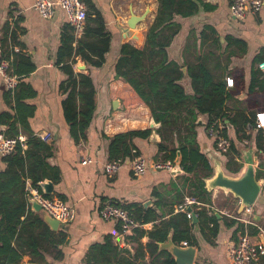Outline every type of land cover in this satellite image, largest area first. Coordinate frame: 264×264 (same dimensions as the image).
<instances>
[{
	"label": "crops",
	"instance_id": "1",
	"mask_svg": "<svg viewBox=\"0 0 264 264\" xmlns=\"http://www.w3.org/2000/svg\"><path fill=\"white\" fill-rule=\"evenodd\" d=\"M83 1L89 17L95 18V11L102 14L111 34V42L103 65L89 66L80 58L72 64L75 74L92 78L96 91V108L91 123L85 136L75 139L65 115L68 92L63 86L68 75L63 65L57 62L63 30L71 26L66 13L56 7L53 16L46 19L34 7V0H0V60L10 62V73L19 80L15 93L6 90L4 84L0 85V133L10 136L23 134L26 140L32 136L41 138L40 135L47 133L52 136L50 141H46L52 151L48 161L58 171L59 177H48L41 182V186L46 195L62 197L75 209L74 218L60 223L58 228L66 235L62 244L43 250L44 257L25 253L17 264H150L151 256L146 248L149 237L147 233L139 236L136 229L147 232L181 211L179 206L185 203L191 191L186 179L195 176L180 166V156L171 170L149 169L140 176L131 171L129 158L113 176L106 174L104 165L109 161L111 137L130 130H155L150 127L152 114L149 106L126 81L116 77L115 64L123 43H131L138 48L145 46L159 2ZM188 1L196 7H192L189 15H175L174 21L178 23L179 31L167 48L169 57L183 67L186 76L182 84L186 91L194 93L187 74L188 67L203 62L216 80H233V85H228L232 97L227 102L232 115L239 110L247 114L251 111L257 114L264 112V83L261 88L256 86L258 94L254 98L249 93L254 69L263 72L259 80L264 82V69L256 62L258 57L264 55V6L257 14H247L245 18L237 19L230 12L231 0ZM146 12L145 20L139 22L136 28L128 26L132 14L142 15ZM87 23L93 25L92 21ZM13 30L17 31L15 39L11 36ZM73 32L77 38L83 34L75 33L74 28ZM253 99L260 104L259 107L253 106ZM78 105L80 107L79 101ZM201 119L203 123L197 126L196 138L213 167V176L206 182L215 176L218 169L230 176L239 175L227 169L226 153L217 149L215 139L206 127L208 116L201 115ZM257 122L256 117V127L248 129L250 139L241 142L237 139L236 128L229 122L227 125L229 138L239 143L242 170L245 168V151H254L262 189L252 206V216L244 209L240 211L241 200L230 191L219 187L212 190L207 188L212 192V204L205 206L219 212L224 222L211 244L190 215L199 242L194 264H230L228 248L243 233L238 229V224L226 225L234 220L245 223L244 219L250 218L251 222L245 224L256 227L259 232L256 235L248 233L253 241L264 246V143L263 150L257 147ZM157 133L162 137L160 141H152L150 136L134 140L141 155L149 162L161 159L162 154L158 149L160 142L170 146L173 142L163 131ZM27 147L26 144L24 149ZM86 158L90 162L84 163ZM4 168L5 163L0 157V170ZM46 182H50L51 192L43 186ZM30 186L32 181L28 179L27 187ZM105 201L138 205L158 213L161 218L137 225L122 240L121 224L115 220H104L100 215ZM147 201H151V204L144 206ZM30 211L44 218V211H36L32 202ZM186 212L191 214L188 209ZM261 264H264V256Z\"/></svg>",
	"mask_w": 264,
	"mask_h": 264
},
{
	"label": "trees",
	"instance_id": "2",
	"mask_svg": "<svg viewBox=\"0 0 264 264\" xmlns=\"http://www.w3.org/2000/svg\"><path fill=\"white\" fill-rule=\"evenodd\" d=\"M158 2V13L148 29L145 46L138 48L128 42L122 44L115 64L116 77L126 81L149 106L152 117L160 123L157 130L163 131L173 141L171 146L166 142L158 144L159 153L162 154L159 161L175 164L180 156V166L194 174L195 177L187 178L186 182L191 188L189 197L196 198L198 204L190 207L196 214L195 225H199L203 236L212 244L224 221L220 213L205 206L212 204V192L206 187V179L213 176V167L197 142L199 116H208L207 129L213 125L219 129L217 121L223 123L225 127L220 129V132L231 141L230 150L226 153L227 169L239 174L243 167L239 162L240 146L229 138L227 125L229 122L236 128L237 139L240 142L243 139L249 140L248 129L256 127L257 112L251 111L247 114L244 110H239L232 115L227 105L232 97L227 79L216 80L203 62L188 67L187 74L191 78L194 93L189 94L186 91L182 84L186 76L183 67L169 57L167 48L179 31V25L174 21L175 15H189L192 7L196 6L188 0ZM89 15L80 38L76 37L71 26L63 30L58 49L57 62L63 65L62 68L68 75L63 86L68 92L65 115L75 139L85 136V131L91 123L96 108V91L92 78L85 74H75L72 64L80 58L89 66L103 65L111 42V34L107 30L102 14L95 11V18ZM88 21H92L93 25L87 23ZM16 34L17 31L13 30L11 33L13 39L16 38ZM263 61L264 55L256 60L258 65ZM262 74L263 72L258 69L253 70L252 83L249 87V93L253 98L258 94L256 86L261 88L264 83L259 80ZM253 100V106L259 107L256 99ZM257 130V147L263 150L264 131L262 128ZM151 133V130H130L111 137L108 147L109 161H125L127 158L132 159L140 155L141 152L134 140L149 138ZM26 144L28 145L26 149L18 145L14 153L1 157L5 168L0 170V264H17L25 253L44 257L43 250L62 244L66 238L63 231L52 230L42 216L30 211L31 194L27 190V180L32 181V187L43 192L41 182L48 177L57 179L59 173L48 161L52 151L46 141L32 136L27 139ZM60 199L63 200L62 197ZM122 206L133 214L139 224L161 218L158 213L145 210L138 205ZM190 215L179 211L147 232L136 229L139 236L147 233L149 237L146 248L151 256L150 264H177L168 249L160 248V243L169 238L179 246L183 241L190 246H199L194 232L195 225L192 224ZM235 224H238V229L242 232L247 230L251 235L259 232L256 227L238 220L226 223L229 227Z\"/></svg>",
	"mask_w": 264,
	"mask_h": 264
},
{
	"label": "built area",
	"instance_id": "3",
	"mask_svg": "<svg viewBox=\"0 0 264 264\" xmlns=\"http://www.w3.org/2000/svg\"><path fill=\"white\" fill-rule=\"evenodd\" d=\"M34 7L39 11L42 17L50 18L53 16L55 8H61L67 15L70 25L74 28L75 33L81 34L84 31L87 20V7L83 0H34ZM264 6V0H231L230 12L237 19H243L247 14H257ZM261 69H264V62L259 64ZM18 78L10 73V62L6 59L0 61V85L4 84L6 90L15 93L18 86ZM229 86L233 85V80L228 79ZM257 127L264 128V112L257 114ZM218 122L219 129L216 126H211L208 130L214 137L217 149L222 153H228L231 147V141L226 138L220 129L224 128L221 121ZM216 124V123H215ZM44 141H50V134L40 135ZM26 137L23 134L17 136H9L0 133V157H5L14 153L21 145L26 147ZM246 142V141H245ZM84 163L90 162L89 158L83 160ZM124 160L108 161L104 165V170L109 176H113L121 169ZM171 162L154 161L149 162L143 155H136L130 159V169L137 175H143L149 169L161 170L173 168ZM31 194V199L38 201L44 213L58 219L62 222H69L75 216V209L67 202L59 197L47 196L44 192L39 191L32 186L27 187ZM198 204L194 197H187L185 203L179 206V210L186 212L188 207L193 204ZM216 211V210H215ZM244 211L252 216V206H247ZM100 215L104 220H115L121 224L123 235H128L139 223L135 220L133 214L122 205L105 201L100 208ZM245 223H250V218L244 219ZM187 242H183L181 246H187ZM228 256L230 264H261V259L264 256V246L253 241L251 235L246 230L241 233L238 240L228 248Z\"/></svg>",
	"mask_w": 264,
	"mask_h": 264
},
{
	"label": "water",
	"instance_id": "4",
	"mask_svg": "<svg viewBox=\"0 0 264 264\" xmlns=\"http://www.w3.org/2000/svg\"><path fill=\"white\" fill-rule=\"evenodd\" d=\"M147 13L148 12L142 15L132 14L128 21V26L130 28H136L139 22L145 20ZM198 123H203L201 116H199ZM150 127L155 129L154 132L151 133L150 139L152 141H160L161 136L159 133H157L158 131H156L160 127V123L152 117ZM243 158L245 161V168L239 173V175L230 176L222 169H218L215 176L206 182V186L210 190L216 187L223 188L227 191H230L236 198H239L241 200L240 211H242L247 206H253L262 189V185L259 183L257 176V167L255 166V156L253 149L245 151ZM173 170L176 169L174 168ZM43 186L45 187L46 191L51 192V190H49L50 182L44 183ZM31 202L33 208L36 211L42 210V206L38 201L32 199ZM150 204L151 201H147L144 203V206H148ZM188 210L191 212L193 221L195 223L197 221L196 214L193 212L192 207L189 206ZM216 213L219 212L216 211ZM44 220L54 231L58 230L61 223L58 219L50 216L47 213H44ZM123 238L124 235H122L121 239L123 240ZM160 248L168 249L174 256L177 264H194L197 251V247L195 246H179L175 244L171 238H169L167 241L160 243Z\"/></svg>",
	"mask_w": 264,
	"mask_h": 264
}]
</instances>
